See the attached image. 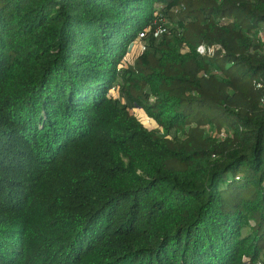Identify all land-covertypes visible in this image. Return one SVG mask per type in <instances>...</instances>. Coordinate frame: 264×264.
<instances>
[{
  "label": "trees",
  "instance_id": "obj_1",
  "mask_svg": "<svg viewBox=\"0 0 264 264\" xmlns=\"http://www.w3.org/2000/svg\"><path fill=\"white\" fill-rule=\"evenodd\" d=\"M259 33L264 0H0V264H264Z\"/></svg>",
  "mask_w": 264,
  "mask_h": 264
},
{
  "label": "built area",
  "instance_id": "obj_2",
  "mask_svg": "<svg viewBox=\"0 0 264 264\" xmlns=\"http://www.w3.org/2000/svg\"><path fill=\"white\" fill-rule=\"evenodd\" d=\"M183 8L184 6L180 4L177 8H175L174 11H177L178 9H183ZM166 32H168V23L166 19L165 18L155 19L151 25H149L146 29L138 33L135 41L131 43V45L137 47V54H141L146 48V45H145L146 36H148L151 33L155 36H160L161 34L166 33ZM195 49L198 54L203 55V56H213L215 54L223 53L222 48L217 44L208 45L205 43H200L196 46ZM124 59L122 60V63L119 65L120 67L126 64V61ZM252 85L256 89H262L264 88V81L253 80ZM111 89L115 90L114 87H112ZM259 102L261 104H264V95L260 97ZM212 135L215 136L216 132L212 133ZM216 136L222 138L224 136V132L220 131L219 133H217ZM258 264H260V262H258Z\"/></svg>",
  "mask_w": 264,
  "mask_h": 264
},
{
  "label": "rangeland",
  "instance_id": "obj_3",
  "mask_svg": "<svg viewBox=\"0 0 264 264\" xmlns=\"http://www.w3.org/2000/svg\"><path fill=\"white\" fill-rule=\"evenodd\" d=\"M167 21V20H166ZM167 22H169V21H167ZM259 36H261V39H262V41H264V34L263 33H259ZM136 55H137V47L136 46H133V45H131L130 44V46H129V52H128V54H127V57H125V61H129V60H133L135 57H136ZM131 112L140 120V122L144 125V126H146L147 128H149V129H158L157 128V125L155 124V122L152 120V119H150V118H148V117H146L145 115H144V113L139 109V108H133V109H131ZM209 128H207V130H208ZM215 131H213L212 129L210 130L209 129V134L211 133H214ZM159 133H163L162 132V130L160 129L159 130ZM216 135H217V133H216ZM215 135V136H216Z\"/></svg>",
  "mask_w": 264,
  "mask_h": 264
}]
</instances>
